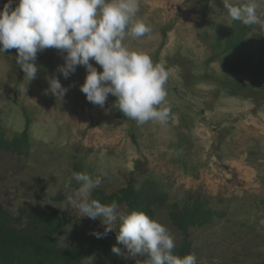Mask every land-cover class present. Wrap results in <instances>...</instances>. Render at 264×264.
I'll list each match as a JSON object with an SVG mask.
<instances>
[{"label": "rangeland", "instance_id": "1", "mask_svg": "<svg viewBox=\"0 0 264 264\" xmlns=\"http://www.w3.org/2000/svg\"><path fill=\"white\" fill-rule=\"evenodd\" d=\"M239 26L264 39V0H0V133L29 136L0 150V204L21 225L62 207L63 248L136 228L83 264H264V77L232 62ZM130 183L167 196L148 228L110 198ZM174 203L213 220L184 235Z\"/></svg>", "mask_w": 264, "mask_h": 264}, {"label": "trees", "instance_id": "2", "mask_svg": "<svg viewBox=\"0 0 264 264\" xmlns=\"http://www.w3.org/2000/svg\"><path fill=\"white\" fill-rule=\"evenodd\" d=\"M245 33V26H239L233 35L232 44L227 47L232 50V62L236 64L243 60L239 63L243 66L239 67L241 70L238 67L235 68L245 71L251 66L254 77H264V39L258 35L247 39ZM28 139L27 131L13 140L6 139L0 133V150L17 148L19 152L26 151ZM110 198L128 202L134 221L141 228L151 226L155 218V208L167 201L166 195L138 189L133 183L121 188ZM169 214L172 223L184 235H188L192 227H201L210 223L214 215L213 211L207 210L202 204L182 208L176 203L172 205ZM65 222L63 208L47 204L33 206L27 214L26 223L21 225L20 220L0 204V264H51L53 262L83 264L87 258H101L120 247L136 230L130 224H126L113 231L111 241L87 238L69 245L68 248H63L57 236L62 233ZM151 262L158 264V258L154 257Z\"/></svg>", "mask_w": 264, "mask_h": 264}]
</instances>
